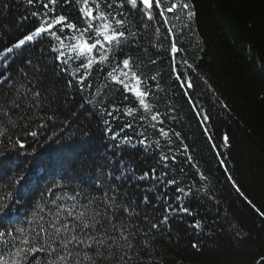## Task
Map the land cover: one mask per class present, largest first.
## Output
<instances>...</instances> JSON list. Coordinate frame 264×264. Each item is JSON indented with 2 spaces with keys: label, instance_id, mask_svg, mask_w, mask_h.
<instances>
[{
  "label": "trees",
  "instance_id": "trees-1",
  "mask_svg": "<svg viewBox=\"0 0 264 264\" xmlns=\"http://www.w3.org/2000/svg\"><path fill=\"white\" fill-rule=\"evenodd\" d=\"M191 3L196 13L191 21L177 11L175 16L169 14L168 25L149 22L151 26L143 30V37L125 49L142 69L143 87L151 90V100L161 113L159 121L154 122L156 129L140 120L138 113H134L135 119L121 112L115 113V119L105 115V109L111 110L112 105L132 106L130 101L123 100L117 87L104 89L107 69L94 68L87 80L91 87L82 88L70 75L76 62L70 63L67 73L54 67L55 53L45 47L46 40L8 54L7 64L0 66V73L12 77L3 86L5 97L13 95L9 89L13 80H18V69L27 67V59L48 70L34 74V83L44 93L42 105H33L31 109L24 105L26 115L9 104L0 105L4 109L0 123L16 122V133L25 143L24 149L0 144V150L5 152L0 157V202L9 204L3 218L5 224L29 229L27 222L33 212L48 219L49 211L56 210L53 200L60 205L73 203L57 197L75 195L77 191L100 195L97 166L112 161L119 167L120 159L128 166L127 177L120 182L121 190L129 193L141 211L158 219L167 203L175 207L174 197L179 195L174 192L175 185L158 184V190L148 191L153 182L137 179L153 166L162 167L156 164L158 151L153 148L145 152L138 145L114 142L105 132V120H110V127L116 132L129 122L133 128L125 129L122 135L144 133L150 141L159 140L163 152L176 157L165 169L169 177L175 176L180 186H194V195L183 198L191 213H171L168 225L158 232L154 241L157 264H255L264 256V218L256 211H264V0ZM33 10L35 7L27 5L26 0H0V51L33 28L30 19H22ZM57 11L82 23L74 6L61 9L57 5ZM157 27L161 34L155 33ZM168 27H173L174 37L163 35ZM173 39L180 48L178 54L170 51ZM153 60L155 64L151 63ZM176 66L180 72L191 75L195 83L192 104L176 81L172 70ZM152 76L156 79H150ZM15 86L19 88V83ZM202 109L211 117L206 124L197 114ZM34 113L29 121L27 116ZM48 115L55 119L48 120ZM23 125L38 135H26ZM160 128L169 136L159 135ZM177 132L179 139L174 135ZM225 135L229 137L227 145L223 141ZM114 143L121 147L114 148ZM213 144L218 147L213 148ZM185 146L191 162L184 154ZM197 168L207 177L206 181L199 180ZM20 175L24 179L13 184ZM229 176L233 179L229 180ZM55 184L61 186L54 187ZM164 193L168 195L167 202ZM145 195L151 200L147 208L140 203ZM80 202L86 203L83 197ZM196 221L201 222L200 229L190 227ZM237 232L246 235L242 238ZM193 243H198L199 248H192ZM6 257L7 252L0 255V259Z\"/></svg>",
  "mask_w": 264,
  "mask_h": 264
},
{
  "label": "snow or ice",
  "instance_id": "snow-or-ice-1",
  "mask_svg": "<svg viewBox=\"0 0 264 264\" xmlns=\"http://www.w3.org/2000/svg\"><path fill=\"white\" fill-rule=\"evenodd\" d=\"M26 2L36 10L30 11L22 19H30L33 28L11 46L0 51V60L7 64V56L14 50L38 43L42 39L46 40L45 47L49 52L55 53L52 56L54 67L67 73L70 63L76 62L70 75L82 88L91 87L87 84V80L91 77L94 68L100 71L107 69L104 89L117 87L123 100L130 101L132 106L125 104L120 108L112 105L111 110L105 109V115L115 119V113L121 112L122 115L135 119L134 113H138L140 120L147 121L148 126L156 129L154 122L159 121L161 113L156 111L155 103L151 100V90L143 87L142 69L130 55L126 54L125 49L143 37V30L151 26L149 22L168 25L169 14L175 16L177 11L185 13L187 20L191 21L196 15L191 0H26ZM57 5H60L61 9L65 5L74 6L82 23L78 24L70 20L63 11L58 12ZM176 18L179 19V16ZM155 33L161 34V29L155 28ZM163 35L174 37L173 27H168ZM170 51L174 54L180 52L174 39L170 43ZM151 63L155 64L156 61L153 60ZM25 64L27 67L18 69V80H13L9 89L13 95L5 97L3 88L12 77L0 73V105L9 104L12 109H19L26 115L27 109H31L33 105L43 104L44 93L34 83V74L47 72L48 69L31 59H27ZM172 70L176 73V81L180 88L185 89L184 95L188 97V103H194L191 92L195 89V83L191 75L180 72L178 66ZM150 79L155 80L156 77L152 76ZM16 83H19V88L15 86ZM98 92L104 90L98 89ZM24 105H27V109ZM3 111V107L0 106V120L3 119ZM197 114L205 124L211 119L206 110L202 109ZM34 116L35 113L33 116H27V119L32 121ZM21 119H24V116ZM47 119L53 120L55 116L48 115ZM104 124L105 132L111 135L112 141L120 140L122 144L133 147L138 145L145 152L153 148L158 151L156 164L162 167L158 169L153 166L140 174L137 179L153 182L148 191L156 189L158 184L175 185L174 192L179 193L174 197L177 201L175 207L172 203H167L163 215L158 219L149 216L146 211H141L140 205L129 197V193L121 190L120 182L127 177L128 166L123 159L118 161L119 167L108 161L106 165H98L96 168L97 191L100 195L77 191L75 195L57 197V200L66 199L73 203L60 205L53 200L51 203L56 205V210L49 211L48 219L33 212L32 219L27 222L31 226L29 229L13 226L10 222L5 224L3 218L7 215L9 204L0 202V255L7 252V257L0 259V264H157L154 258V241L158 238V232L162 230V226L168 225L171 213H191V209L183 203V198L194 195V186H180L175 176L169 177V172L165 169H168L169 162L174 161L176 157L164 153L159 140L150 141L144 133L122 135L125 129L133 128V124L129 122L124 123L119 132L110 127V120H105ZM18 126L11 120L8 125L0 123V144H4L5 147L10 144L13 149L17 147L24 149L25 143L16 133ZM36 126L43 127L42 124ZM22 127L26 135L32 137L38 135L37 131L27 130V125ZM208 131L205 127L206 135ZM159 135L168 137L169 133L160 128ZM174 135L180 138V133ZM208 139L211 140L212 137L208 135ZM223 141L227 145L229 137L225 135ZM168 143H172L171 139ZM113 147L119 149L121 144L114 143ZM212 147L218 146L213 144ZM187 151L185 146L186 156ZM4 155L5 152L0 150V157ZM113 155L115 157L116 153ZM187 160L191 162L192 157L187 156ZM221 163L224 161L222 160ZM196 174L200 181L207 180L199 168L196 169ZM166 177L169 178L165 179ZM23 179L24 176L20 175L12 183L18 184ZM228 179L233 178L229 176ZM60 186L54 185V187ZM48 191L51 193L52 189ZM7 195L10 197L11 193ZM81 197L86 203L80 202ZM163 198L165 202L168 201L167 193H164ZM140 203L147 208L151 200L145 195ZM248 203L251 204V201ZM36 207L43 211L41 205L37 204ZM256 211L259 217L264 218V211L259 209ZM190 227L200 229L201 222L196 221ZM237 235L243 238L246 234L237 232ZM191 246L194 249L199 248L198 243H193ZM38 255L41 258L38 259ZM255 264H264V256H261Z\"/></svg>",
  "mask_w": 264,
  "mask_h": 264
},
{
  "label": "rangeland",
  "instance_id": "rangeland-1",
  "mask_svg": "<svg viewBox=\"0 0 264 264\" xmlns=\"http://www.w3.org/2000/svg\"><path fill=\"white\" fill-rule=\"evenodd\" d=\"M4 61L3 60H0V66L4 65Z\"/></svg>",
  "mask_w": 264,
  "mask_h": 264
}]
</instances>
